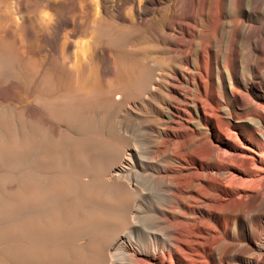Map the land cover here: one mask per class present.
Instances as JSON below:
<instances>
[{"label": "bare ground", "instance_id": "obj_1", "mask_svg": "<svg viewBox=\"0 0 264 264\" xmlns=\"http://www.w3.org/2000/svg\"><path fill=\"white\" fill-rule=\"evenodd\" d=\"M140 3L135 21L125 23L117 3L110 16L121 22L108 24L105 13L92 30L140 26L155 34V44L130 72L115 71L87 95L100 92L119 111L144 102L151 118L88 129L85 142L72 147L13 130L0 135V158L42 151L19 180L4 184L16 187L10 213L36 209L4 234L64 230L69 243L66 250L16 248L8 255L68 264H264V0ZM96 154L102 164L83 181L80 161ZM85 227L96 233L75 244Z\"/></svg>", "mask_w": 264, "mask_h": 264}, {"label": "rangeland", "instance_id": "obj_2", "mask_svg": "<svg viewBox=\"0 0 264 264\" xmlns=\"http://www.w3.org/2000/svg\"><path fill=\"white\" fill-rule=\"evenodd\" d=\"M22 1L0 0L2 137L13 130L14 133L34 135L40 141L62 143L72 147L85 142L88 129L110 131L120 122L132 126L136 118L142 122L151 118L152 108L144 102L133 106L129 101L119 111L115 106L104 104L100 92H95L92 98L87 95L88 88L94 84L105 87L115 71L124 69L130 72L146 48L155 44V34L140 26L127 29L114 27L108 32L98 34L92 30V26L97 24L105 13L108 16V24L114 26L121 22L110 16L112 7L117 3H122L125 23L135 21L137 11H134L141 4V0H27L25 4ZM91 41L96 42L92 49L89 46ZM89 52L93 57L91 65L86 62ZM25 105L28 108H25ZM39 155H42V151L36 147V150L33 149L25 158L14 157L19 161L0 158V264H68L65 259L49 261L38 257V254L25 258L27 262H24V259L13 260L8 255L10 250L16 248L31 254L37 247H41L43 251L66 250L69 247L68 236L64 230L51 235L18 233L10 237L4 234L5 230L21 225L22 221H26L27 217L36 212L34 208H26L17 213H10L7 208L16 194V187L4 184L8 177L19 180L25 173V168L38 159ZM101 157L99 154H96L94 159H91V156H83L80 164L84 166L85 171L79 178L86 181L90 167L95 164L101 166ZM57 163L54 160L50 172L57 171ZM94 229L85 227L75 244L84 246L86 240L96 233ZM85 253V258L89 259L90 249H86Z\"/></svg>", "mask_w": 264, "mask_h": 264}]
</instances>
